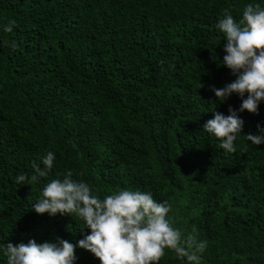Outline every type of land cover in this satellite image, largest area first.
I'll list each match as a JSON object with an SVG mask.
<instances>
[{
  "label": "trees",
  "instance_id": "trees-1",
  "mask_svg": "<svg viewBox=\"0 0 264 264\" xmlns=\"http://www.w3.org/2000/svg\"><path fill=\"white\" fill-rule=\"evenodd\" d=\"M248 3L264 0H0V242L89 234L79 219L31 209L71 170L100 198L127 188L167 201L172 226L207 241L201 264H264V144L241 137L226 153L203 131L214 109L240 106L210 89L235 79L216 23L225 9L239 21ZM258 112L240 113L241 135L264 127V102ZM46 151L52 171L18 185ZM159 264L184 262L166 249Z\"/></svg>",
  "mask_w": 264,
  "mask_h": 264
},
{
  "label": "clouds",
  "instance_id": "clouds-1",
  "mask_svg": "<svg viewBox=\"0 0 264 264\" xmlns=\"http://www.w3.org/2000/svg\"><path fill=\"white\" fill-rule=\"evenodd\" d=\"M14 26L15 21H10L4 31L10 33ZM215 27L224 37L221 64L235 79L210 91L218 103H225L232 95L241 103L237 110L229 108L227 116L214 109L203 131L218 140L226 153H235V142L241 137L248 146L264 144V127L257 125V134L241 135L244 121L240 117L244 112L258 115L264 102V5L246 4L239 21L225 9ZM55 161V153L46 151L41 158L43 169L34 163L35 174H19L16 183L39 182L52 171ZM31 209L50 218L59 214L79 219L89 234L75 244L58 237L51 242L33 239L15 246L0 242V256L6 257L7 264H76L77 248L89 252L100 264H159L166 249L184 264H201L207 247V241L184 238L168 218L171 205L155 200L150 191L125 188L100 198L87 182L74 179L71 170L62 179L48 181Z\"/></svg>",
  "mask_w": 264,
  "mask_h": 264
}]
</instances>
